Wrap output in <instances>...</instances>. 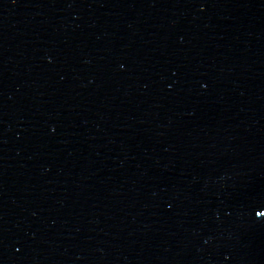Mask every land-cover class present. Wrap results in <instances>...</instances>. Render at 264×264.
<instances>
[{
    "label": "water",
    "instance_id": "water-1",
    "mask_svg": "<svg viewBox=\"0 0 264 264\" xmlns=\"http://www.w3.org/2000/svg\"><path fill=\"white\" fill-rule=\"evenodd\" d=\"M264 0H0V264H264Z\"/></svg>",
    "mask_w": 264,
    "mask_h": 264
},
{
    "label": "snow or ice",
    "instance_id": "snow-or-ice-1",
    "mask_svg": "<svg viewBox=\"0 0 264 264\" xmlns=\"http://www.w3.org/2000/svg\"><path fill=\"white\" fill-rule=\"evenodd\" d=\"M256 215L259 217H264V211L257 212Z\"/></svg>",
    "mask_w": 264,
    "mask_h": 264
}]
</instances>
